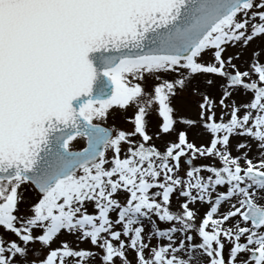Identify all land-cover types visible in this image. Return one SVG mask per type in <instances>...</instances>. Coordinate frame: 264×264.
<instances>
[{"label":"snow or ice","instance_id":"6c2138e0","mask_svg":"<svg viewBox=\"0 0 264 264\" xmlns=\"http://www.w3.org/2000/svg\"><path fill=\"white\" fill-rule=\"evenodd\" d=\"M0 264H264V0H0Z\"/></svg>","mask_w":264,"mask_h":264},{"label":"rangeland","instance_id":"374dc122","mask_svg":"<svg viewBox=\"0 0 264 264\" xmlns=\"http://www.w3.org/2000/svg\"><path fill=\"white\" fill-rule=\"evenodd\" d=\"M253 47H255V43H253ZM199 99V97H193L192 100L189 102V107L188 109L186 110L185 112V115H188V116H192V117H195L196 115V108H197V104H196V101ZM240 99H244V97H237V100H240ZM131 111L129 112V115H131ZM148 121H149V124H148V132L150 135H152L156 130H158L156 128V124H157V116L155 114H150L148 117H147ZM114 121L111 119H109V124H112ZM115 124L117 127H121V128H125V130H130L131 129V125H126L124 123H122L120 120H116L115 121ZM189 139L195 143H197V145L199 146V144L201 143L200 140H194L193 139V136L191 133H189ZM154 143L157 144V146L160 145V141H158L155 136H153V141ZM83 146V145H81ZM199 163V161H198ZM173 203L175 204V198L173 199ZM80 247L82 248H90L91 245L87 242H84L80 245Z\"/></svg>","mask_w":264,"mask_h":264}]
</instances>
